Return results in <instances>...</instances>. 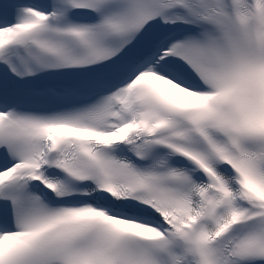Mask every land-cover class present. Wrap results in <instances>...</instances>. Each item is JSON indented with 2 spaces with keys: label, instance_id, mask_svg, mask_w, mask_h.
<instances>
[{
  "label": "snow or ice",
  "instance_id": "snow-or-ice-1",
  "mask_svg": "<svg viewBox=\"0 0 264 264\" xmlns=\"http://www.w3.org/2000/svg\"><path fill=\"white\" fill-rule=\"evenodd\" d=\"M0 264H264V0H0Z\"/></svg>",
  "mask_w": 264,
  "mask_h": 264
}]
</instances>
